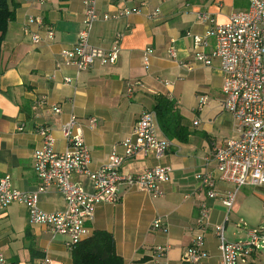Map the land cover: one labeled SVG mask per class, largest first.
<instances>
[{"label":"crops","instance_id":"0c3cea01","mask_svg":"<svg viewBox=\"0 0 264 264\" xmlns=\"http://www.w3.org/2000/svg\"><path fill=\"white\" fill-rule=\"evenodd\" d=\"M84 1L8 0L17 3V7L0 52V177L9 175L16 190L34 191L39 184L32 168L33 151L41 142L37 133L39 127L49 128L55 150L63 151L66 142L61 129L74 117L90 152V168L95 169L107 162L112 147L129 136L140 115L151 109L154 95L175 99L179 107L182 82L193 70L216 71L221 92L223 73L217 61L210 67L195 64L188 73L179 68L178 62L191 58V39L186 33L202 35L206 30L207 26L197 21V14L207 12L214 24L223 23L231 12L238 10L230 8L232 2L96 0L99 16L91 28L90 45L107 48L115 36L121 34L118 60L113 65H95L77 72L72 65L57 67L56 63L60 61L59 52L73 47L77 41L84 20ZM141 3L144 6H140ZM126 6L139 8L140 12L115 18ZM105 15L108 19H103ZM29 17L40 18L41 24H28ZM49 31L53 33L52 38L48 36ZM31 34L39 36L38 43H33ZM170 47L175 49V58L168 55ZM146 49H152L146 57L147 66L144 65ZM179 77L182 79L178 80ZM65 78L70 82L65 83ZM164 81L169 85H164ZM129 86L133 87V93L127 97ZM41 97L47 99L43 106L38 105ZM53 105L61 112L54 113ZM219 105L220 111L225 112L222 98ZM92 117L96 120L95 127L89 125ZM223 117L227 121L225 131L214 130L210 121L201 122L200 118L196 126L194 119L186 120L190 131L187 142L170 140L169 151L158 161L151 155L127 159L119 169L123 175L139 174L157 164L169 166L170 181L162 186L164 195L153 198L136 188L120 185L117 203L95 207L93 219L86 222V237L95 230L111 233L116 253L124 264H185L181 263V257L200 233L195 220L198 205L204 202L209 208V227L204 233L208 257L199 264H219L215 225L225 223L224 233L226 229H234L233 237L237 233L241 235L238 231L243 228L245 240L240 241H246L250 229L245 221L238 219L230 226L227 224L236 200L228 211L218 199H208L195 180L196 174L213 169L214 162L205 161L213 147L237 137L231 114L219 118L220 124ZM156 126L158 136L166 138L157 122ZM72 180L79 182L86 192L92 191L88 177L74 174ZM232 189L231 184L216 185L220 195ZM250 189L253 188L240 189L238 199H243ZM255 191L264 200V195L260 194L264 193V185L256 187ZM38 205L47 213L66 208L63 195L54 189L40 194ZM157 218L166 225V231L150 229ZM165 245H169V250L163 257L152 254L154 249ZM44 251L49 253L52 264H71V250L65 245V237L53 235L43 225H30L25 207L11 204L0 212V252L8 264H38Z\"/></svg>","mask_w":264,"mask_h":264},{"label":"built area","instance_id":"2783aa9c","mask_svg":"<svg viewBox=\"0 0 264 264\" xmlns=\"http://www.w3.org/2000/svg\"><path fill=\"white\" fill-rule=\"evenodd\" d=\"M246 2L245 8L234 10L220 24H214L207 12H199L197 21L205 24L206 30L202 35L186 33L185 36L191 39V58L178 62L179 68L188 73L195 64L210 67L217 61L223 73L222 107L233 117L237 137L213 147L205 159L206 162H214L213 169L196 174L195 180L208 199H218L228 211L234 206L240 189L264 185V0ZM140 6H144V3ZM139 12V8L126 6L115 18ZM98 16L96 0H85L84 20L77 41L73 47L63 48L59 52L57 67L61 64L72 65L80 72L95 65L116 63L121 34H117L107 48L90 45L91 28ZM103 19L108 17L105 15ZM27 23L41 24V20L29 17ZM48 36L53 37L52 31L48 32ZM31 39L33 43L39 42L37 34H31ZM151 52L152 49L144 52L146 66V57ZM168 55L176 57L174 47L169 48ZM64 81L69 83L70 79L65 78ZM164 85L168 86L169 83L164 81ZM132 93L133 87H127L126 96L130 97ZM46 102V97H41L38 105L43 106ZM205 104L206 98H200L195 112L199 114ZM52 111L60 113L61 109L53 105ZM198 123L199 117L193 120L194 126ZM89 125L96 126L95 118H90ZM61 132L66 147L63 151H56L50 129L45 126L37 129L41 142L33 151L32 168L39 184L34 191L16 190L9 175L0 177V212L11 204L22 205L27 210L30 225H43L53 235L65 237V245L71 250L86 238V222L93 219L95 207L102 203L118 202L117 190L120 185L136 188L153 198L164 195L162 186L170 181L169 166L157 164L135 175L119 172L127 159L151 155L158 161L169 151L171 142L158 136L156 117L152 111L147 110L140 115L131 134L116 143L107 162L95 169L90 168V152L74 117L63 125ZM74 174L91 180L90 193L79 182L72 180ZM218 183L231 184L233 189L220 195L216 190ZM50 189L63 195L65 210L47 213L39 208V195ZM198 209L195 226L200 233L184 250L181 263L199 264L208 257L204 249V233L209 227V208L201 202ZM240 225L246 228L244 223ZM150 229L164 232L166 225L157 218ZM213 229L218 241L219 264H264V226L247 230L248 240L237 242L225 239V223L215 225ZM168 250L169 245H165L154 249L152 254L163 257ZM0 264H8L2 252ZM38 264H52L47 251L43 252Z\"/></svg>","mask_w":264,"mask_h":264},{"label":"rangeland","instance_id":"374dc122","mask_svg":"<svg viewBox=\"0 0 264 264\" xmlns=\"http://www.w3.org/2000/svg\"><path fill=\"white\" fill-rule=\"evenodd\" d=\"M227 3H231L229 7L231 9H241L245 8L247 5L246 0H225ZM225 2V4H226ZM226 8H224L225 10ZM213 69H204V70H193L187 76L184 77L182 82V88L179 97V107L181 113L185 116L186 120L192 121L193 119L199 117L202 121H210L214 130L219 131L227 130L225 118L223 117L222 124L219 123V118L225 114V112L220 111L219 99L222 98L220 92V77L216 71ZM206 98V104L202 107L201 112L197 114L195 110L198 107L199 99ZM229 134V133H228ZM224 137V134L221 135ZM233 136V135H231ZM220 137V136H218ZM253 189H250L248 192H245V197L241 200L236 199L235 207L233 211L229 214L228 225L238 222V219H241L246 222L248 229H252L256 226H264V200L262 196L257 195L258 192ZM242 191V190H241ZM260 194H263L260 192ZM238 231V233L233 237L232 233L235 230L226 229L224 233L225 239L229 242H237L241 239L245 240L243 234V228ZM237 232V230H236ZM248 240V236H247Z\"/></svg>","mask_w":264,"mask_h":264},{"label":"trees","instance_id":"16d2710c","mask_svg":"<svg viewBox=\"0 0 264 264\" xmlns=\"http://www.w3.org/2000/svg\"><path fill=\"white\" fill-rule=\"evenodd\" d=\"M17 3L0 0V52L8 23L15 18ZM150 111L155 114L158 128L168 140L186 143L190 131L181 115L178 103L165 95L153 97ZM71 264H124V260L116 253L114 238L104 230H95L92 234L71 249Z\"/></svg>","mask_w":264,"mask_h":264}]
</instances>
